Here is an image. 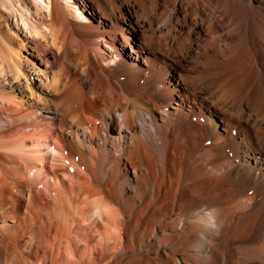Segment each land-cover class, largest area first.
Segmentation results:
<instances>
[{"label": "bare ground", "instance_id": "bare-ground-1", "mask_svg": "<svg viewBox=\"0 0 264 264\" xmlns=\"http://www.w3.org/2000/svg\"><path fill=\"white\" fill-rule=\"evenodd\" d=\"M0 18V264H264V0Z\"/></svg>", "mask_w": 264, "mask_h": 264}, {"label": "rangeland", "instance_id": "rangeland-1", "mask_svg": "<svg viewBox=\"0 0 264 264\" xmlns=\"http://www.w3.org/2000/svg\"><path fill=\"white\" fill-rule=\"evenodd\" d=\"M130 17L131 16V14L130 13H128L127 15H126V17ZM2 23V21H1V18H0V30L4 27L3 26V24H1ZM124 24H125V26L127 27L128 26V23L126 22V21H122V25L124 26ZM2 27V28H1ZM3 35V36H2ZM138 36V35H137ZM137 36L135 35H132V37H133V41L134 42H137V40H138V38H137ZM5 38V39H4ZM2 40V41H1ZM4 41V42H3ZM5 41H6V43H5ZM0 43H3L4 44V46H5V49L6 50H1L0 49V64H2L4 67H6V70L7 71H10L11 70V68H10V66L5 62V60H4V58L8 55H10L11 53H13V54H17V50H15L16 48L14 47V45L13 44H11L7 39H6V37H5V35L3 34V32H1L0 31ZM7 44V45H6ZM9 49V50H8ZM4 51V52H3ZM17 51V52H16ZM10 52V53H9ZM21 53V52H20ZM26 56H28V52H27V50H26V48H23L22 49V55H21V57H20V59L23 61L24 60V57H26ZM4 63V64H3ZM9 68V69H8ZM0 81L2 82V81H4V78H1L0 77Z\"/></svg>", "mask_w": 264, "mask_h": 264}]
</instances>
